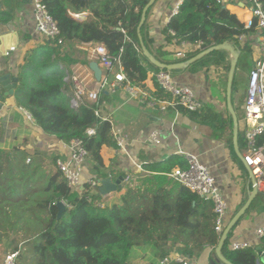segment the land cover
Masks as SVG:
<instances>
[{"label":"trees","instance_id":"trees-1","mask_svg":"<svg viewBox=\"0 0 264 264\" xmlns=\"http://www.w3.org/2000/svg\"><path fill=\"white\" fill-rule=\"evenodd\" d=\"M41 1L63 44L54 46L48 42L24 58L14 89L15 102L30 113L42 133L64 143L82 140L98 181L108 178L109 174L101 171L102 150L116 144L111 123L102 121L95 111L101 113V105L110 102V94L102 92L97 105L72 107L66 90L70 71L64 70L72 61L58 54L66 43H101L111 55H119L126 81L143 89L149 71H161L143 55L137 33L142 10L149 0ZM260 1L264 5V0ZM224 7L216 0H183L164 30L166 43L172 42L167 33L171 30L177 42H202L209 48L226 44L239 55H250L255 21L246 28ZM83 12L89 13L85 20L71 16ZM142 32L143 26L140 35L146 47ZM240 36L246 40H239ZM185 62L181 60L180 64ZM152 95L156 101H171L159 87ZM174 108L188 112L179 106ZM90 128L95 134L88 137L86 130ZM46 155L36 151L33 156L48 159L55 168L57 157ZM28 156L18 148L0 149V245L1 238L21 236L20 248L13 247V241L6 243L8 250L17 253L15 264H21L23 259L34 264H131L130 251L146 246L155 250V263L150 264H160L172 253L192 259L218 243L212 205L168 179L174 169L186 167L180 157L145 166L155 176L127 182L113 202L100 208L96 204L104 203L102 197L98 193L90 196L87 183L81 185V193L71 189L59 171L44 176V162L27 164ZM258 198L264 199V195ZM58 202L65 204L60 217ZM252 208L253 203L247 213ZM228 242L229 237L221 250L226 260L255 264L254 249L232 252Z\"/></svg>","mask_w":264,"mask_h":264},{"label":"crops","instance_id":"crops-1","mask_svg":"<svg viewBox=\"0 0 264 264\" xmlns=\"http://www.w3.org/2000/svg\"><path fill=\"white\" fill-rule=\"evenodd\" d=\"M178 1L156 0L149 8L143 24L142 36L148 52L155 60L166 65L176 66L181 62L174 57L177 49L166 43L164 35L171 11ZM219 4L225 6L224 8L236 15L244 24L251 17L248 7L241 0H220ZM71 16L81 21L85 20L89 13L83 12ZM242 40L245 41L246 38ZM47 43L48 41L38 36L35 31L31 0H0V77L9 74L18 79L24 58L35 48ZM90 45L91 43H66L58 55L65 57L67 61H72L71 64L66 65L67 70L62 64L60 66L65 71H70V74L77 72L80 81L85 82L87 88L92 90L98 82L90 69V64L96 62L89 54ZM253 47L251 39V54H244L251 64L252 56L256 53ZM223 53L224 55L221 53L210 58L205 56L186 68L176 69L170 73L178 86L189 88L202 103V109L197 114L172 106L165 107L164 110H161L160 106L148 107L147 104L131 99L122 87L108 92L110 102L101 105V114L111 123L114 139L115 136L125 137L127 145L123 149L117 146L104 147L101 171L109 174V177L113 172V177H110L112 181L123 177V189L127 182L155 176L156 173L148 171L145 166L161 164L171 157L183 159L182 153L193 154L213 176L226 202V216L229 221L244 205L252 190L248 172L243 161L236 155L233 142L234 119H236V142L238 152L242 156L245 149L243 145L245 125L243 117L238 118L236 114V106H240L243 110L250 69L247 72L244 70L240 61L242 55H239L231 85V113L226 98L229 55L225 51ZM198 54L190 52L188 59ZM202 60L206 63L195 66ZM153 75L154 71L150 70L144 88H139L145 94L146 101L149 98L153 99L152 94L158 90ZM242 81L245 83L243 87ZM17 85L18 82L14 89ZM66 90L70 96L73 95V84L67 78ZM19 108L15 102L14 92L9 95L0 84V149L9 151L18 148L29 156L34 155L36 151H47L46 153L56 157L63 156L62 142L54 136L42 133L36 124L28 122ZM151 133L157 134L159 144H153L148 140ZM88 179L97 181L99 179L92 162L83 167L81 185L86 184ZM168 179L174 180L171 177ZM81 185L76 191H82ZM122 189L103 197L104 205L110 204L111 200L113 202ZM258 195L259 193L252 202L253 208L238 221L228 237L229 241L249 242L251 245L249 249L255 251V264H264V239H257L255 236V231L264 227V199L258 198ZM213 248L215 247L204 249L191 259L192 263L221 264ZM6 254L4 250L0 253V264L4 263Z\"/></svg>","mask_w":264,"mask_h":264},{"label":"built area","instance_id":"built-area-1","mask_svg":"<svg viewBox=\"0 0 264 264\" xmlns=\"http://www.w3.org/2000/svg\"><path fill=\"white\" fill-rule=\"evenodd\" d=\"M216 1L220 2V0ZM182 2L183 0H179L173 7L169 21L177 15ZM241 2L248 7L251 15L244 24L245 27H251L253 21H255L256 28V33L252 38L253 48H255L256 53L252 58L251 69L247 76L246 94L243 103L245 149L243 150L242 161L250 169L258 193L264 195V5L260 0H241ZM31 3L35 31L38 36L53 43L54 46H61L63 39L60 37V32L42 1L31 0ZM167 33L172 37L170 44L177 49L174 52V57L179 58V60L187 61L188 53L190 52L201 53L209 49L202 42L195 44L183 41L177 42L173 31L168 30ZM244 38L245 36H240L239 40ZM88 51L103 71V74L100 81L92 90L87 88L85 82L80 81L77 72H72L67 77L73 84V95L70 100L72 107L76 108L86 104L97 105L102 92H111L115 88L122 87L131 99L142 104H147L148 107L160 106V109L164 110L168 106H179L192 113L198 112L202 108V103L195 97L194 93L187 87L178 86L172 79L170 72L166 70L156 72L153 77L156 85L171 97V101L158 102L150 98L146 101L145 94L138 87H134L126 81L119 55H111L101 43H91ZM19 109L23 112L28 122L35 124L28 111L22 108ZM99 113L95 111V114L101 117L102 121H107ZM94 134L95 130L93 128L86 130L88 137ZM148 140L153 144H159L157 134L155 133H151ZM115 144L119 149H123L127 145V139L122 136H115ZM62 147L64 153L63 156L57 157L55 168L61 173L71 189H77L82 183V171L88 157V152L84 148L82 140L79 139L70 140L68 143L62 142ZM182 157L186 163V167L184 169L176 168L168 176L190 192L196 194L203 201L209 202L212 205V211L216 216L214 230L218 238H220L225 225L228 223L226 202L217 188L209 169L202 165L193 154L182 153ZM29 162L30 159L27 158L26 163L28 164ZM86 183L89 187L88 194L90 196L96 195L98 193L99 182L94 179H88ZM62 203L64 204V202ZM103 204L97 203L96 206L104 208ZM255 236L257 239L264 238V227L257 229ZM250 247L251 245L247 241L230 240L228 242V249L232 252L249 249ZM16 256L17 253L15 252L6 254L3 264H15ZM169 262H174L175 264H193L190 258L177 253L170 254L160 264H169Z\"/></svg>","mask_w":264,"mask_h":264},{"label":"water","instance_id":"water-1","mask_svg":"<svg viewBox=\"0 0 264 264\" xmlns=\"http://www.w3.org/2000/svg\"><path fill=\"white\" fill-rule=\"evenodd\" d=\"M155 1L156 0H149L148 4L144 7V9L142 10L140 22H139L138 27H137V33L139 36V41L141 44V51H142L143 55L148 59V61L151 64H153L158 69L173 71L176 69L186 68L189 65L195 63L196 61L200 60L201 58H203V57H205V56H207L213 52H216L219 50H224L225 52L228 53V55L230 57V65H229V72H228L227 86H226V98H227L228 109L232 113V107H231V103H230L231 88H232L231 85H232L233 77H234V74L236 71V66H237V63L239 60V53H237L231 46L223 44V45H219V46H213V47L199 53L198 55L194 56L193 58L187 60L185 63L179 64L176 66L175 65H166V64L160 63L159 61L155 60L154 57L152 56V54L150 52H148L147 48L142 44V37L140 35V30H141V28L145 22L146 14H147L149 8L153 6ZM90 69L92 70V72L94 74V78H95L96 82H99L101 79V76H102V70L99 68L98 64L96 62H92L90 64ZM17 82H18V79L15 77H12L9 74H5V75L0 77V84L9 93V95L13 94L14 87L16 86ZM236 138H237V128H236V119H234V127H233L234 150H235L238 158L242 160V156L238 152L237 142H236L237 139ZM243 165H244V163H243ZM244 167H245V170L248 172L249 179H250V182L252 185V190H251V193L248 196L246 202L244 203V205L232 216V218L225 225V227L222 231V234L218 240V243H217L216 247L214 248L215 256L221 264H232L231 262L226 260V258L222 255V253H221L222 247H223L225 241L227 240L229 234L232 232V229L236 226L238 221L247 213L252 202L254 201V199L256 198V196L258 194V190H257L256 184H255V180L251 174L250 169L248 167H246L245 165H244ZM123 181H124L123 177H118L114 181H112V179H110V177L100 179L99 180V187L97 189L98 194L101 197H106L108 195H111L113 193L120 191L122 189ZM64 207H65V205L62 202L57 203L58 217L61 216V213H62Z\"/></svg>","mask_w":264,"mask_h":264},{"label":"rangeland","instance_id":"rangeland-1","mask_svg":"<svg viewBox=\"0 0 264 264\" xmlns=\"http://www.w3.org/2000/svg\"><path fill=\"white\" fill-rule=\"evenodd\" d=\"M221 54V53H220ZM222 55H224V53L222 52ZM226 55V54H225ZM227 56V55H226ZM253 58V56H252ZM239 61V60H238ZM240 61L242 63V67L244 68V70L247 72L249 69H251V63L249 62L248 58L246 55H242L241 58H240ZM206 62L205 61H200V62H197L195 64V66H200V64H205ZM240 63V64H241ZM230 65V57L228 56V66ZM228 71H229V68H228ZM237 74V73H236ZM242 84V87L244 86V81L241 82ZM235 87V86H234ZM241 87V88H242ZM202 109V108H201ZM200 109V110H201ZM199 110V111H200ZM236 114L238 116V118H242L244 117V113H243V110L240 109V106H236ZM41 152V151H40ZM47 152V151H46ZM46 152H42L43 154H47V155H50ZM46 155V156H47ZM54 156V155H53ZM28 158L30 159V162L28 164H32V163H36V162H41L42 161L44 162V176H47V175H50V174H53L54 172H56V168L52 167L51 166V162L48 160V159H45V160H41V159H37V158H34L33 155L31 156H28ZM90 163L89 162V158L87 157L85 163H84V166L85 164H88ZM244 174V173H243ZM103 204V203H101ZM104 206V204H103ZM105 207V206H104ZM2 240V244L0 245V253L3 251H6V253H10L11 251L7 249V245L6 243L9 242V241H13V247L15 246H18L19 248L21 247L22 245V238L21 236H13V235H10L9 239L7 238H1ZM6 247V249H5ZM155 250L149 246H146V247H140V248H133L131 251H130V262L131 264H150V263H155ZM6 256V255H5ZM5 256H4V259H5ZM21 264H34L32 263L31 260H27V259H23L21 261Z\"/></svg>","mask_w":264,"mask_h":264},{"label":"clouds","instance_id":"clouds-1","mask_svg":"<svg viewBox=\"0 0 264 264\" xmlns=\"http://www.w3.org/2000/svg\"><path fill=\"white\" fill-rule=\"evenodd\" d=\"M99 182V181H98ZM103 198V197H102Z\"/></svg>","mask_w":264,"mask_h":264}]
</instances>
